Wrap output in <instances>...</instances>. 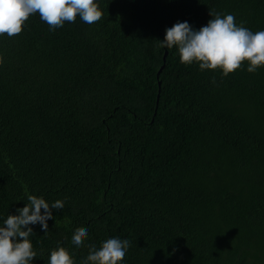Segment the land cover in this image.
<instances>
[{
    "label": "trees",
    "instance_id": "1",
    "mask_svg": "<svg viewBox=\"0 0 264 264\" xmlns=\"http://www.w3.org/2000/svg\"><path fill=\"white\" fill-rule=\"evenodd\" d=\"M96 3L92 25L37 13L0 36V225L36 195L65 203L31 226L32 264L110 238L130 242L120 264H264V67L225 77L158 42L209 10L264 30V0Z\"/></svg>",
    "mask_w": 264,
    "mask_h": 264
},
{
    "label": "clouds",
    "instance_id": "2",
    "mask_svg": "<svg viewBox=\"0 0 264 264\" xmlns=\"http://www.w3.org/2000/svg\"><path fill=\"white\" fill-rule=\"evenodd\" d=\"M37 13L53 32L65 22L74 23L77 17L92 25L103 16L96 0H0V36L11 38L20 34L29 17ZM209 15L211 19L199 30H194L187 21L166 29L164 40L158 41L159 47L175 48L181 64H198L201 71L219 69L225 77L245 62L249 73L264 67V30L252 32L243 23L238 25L232 14L209 10ZM27 201L23 208L16 209L17 214H8L0 225V264H32L37 253L30 239L34 235L31 226L39 224L47 234V222L54 219L53 210L61 211L65 203L57 200L50 205L36 195H27ZM87 238L88 229L78 227L71 243L76 247L85 246ZM87 247L88 255L80 264H120L130 242L110 238L99 248L95 244ZM48 264H75V261L58 242L50 253Z\"/></svg>",
    "mask_w": 264,
    "mask_h": 264
},
{
    "label": "water",
    "instance_id": "3",
    "mask_svg": "<svg viewBox=\"0 0 264 264\" xmlns=\"http://www.w3.org/2000/svg\"><path fill=\"white\" fill-rule=\"evenodd\" d=\"M164 68H161V71H160V73L162 72V70H163ZM159 85H161V82L159 81Z\"/></svg>",
    "mask_w": 264,
    "mask_h": 264
}]
</instances>
